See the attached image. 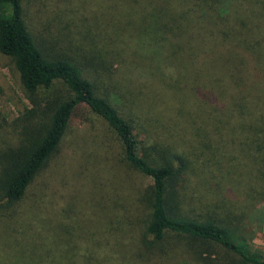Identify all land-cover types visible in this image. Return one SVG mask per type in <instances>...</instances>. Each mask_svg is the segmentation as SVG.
I'll use <instances>...</instances> for the list:
<instances>
[{
  "label": "trees",
  "instance_id": "obj_1",
  "mask_svg": "<svg viewBox=\"0 0 264 264\" xmlns=\"http://www.w3.org/2000/svg\"><path fill=\"white\" fill-rule=\"evenodd\" d=\"M89 1L99 41L120 57L111 63L97 50V65L111 76L102 96L93 72L52 51L46 38L35 41L22 0H0V53L33 104L7 134L0 116V264H264L243 227L264 200V0ZM136 46L156 47L137 57ZM140 80L142 97L157 110L150 121L173 142L139 145L119 105L142 94V86L130 91ZM57 84L61 92L44 95ZM80 104L105 122L122 160L150 182L144 217L129 200L83 215L76 209L62 223L74 230L69 245L52 233L61 221L53 222L42 200L46 184L38 194L31 185ZM180 143L188 150L173 148ZM77 215L86 218L84 231ZM91 215L101 218L95 237Z\"/></svg>",
  "mask_w": 264,
  "mask_h": 264
},
{
  "label": "rangeland",
  "instance_id": "obj_2",
  "mask_svg": "<svg viewBox=\"0 0 264 264\" xmlns=\"http://www.w3.org/2000/svg\"><path fill=\"white\" fill-rule=\"evenodd\" d=\"M22 5L24 20L35 41L40 42L41 38H46L52 45L49 47L52 51H60L61 55L79 63L85 72H93L96 93L101 96L106 94L111 76L109 70H106L107 66L105 68L97 65V50L111 63L115 61L114 58L120 57L115 46L99 41L93 23L94 16L91 17L93 12L97 11L96 4L89 0H22ZM155 47L136 46L139 50L136 55L147 57L149 50ZM92 55L94 57H91ZM122 58L128 57L123 55ZM118 64L117 61L113 63L111 69ZM141 64L146 65L145 62ZM143 65L141 66L144 67ZM168 68L162 67L161 70L168 73ZM145 82L146 80L138 81L130 91ZM61 89L62 85L57 84L48 91L45 90L44 95L49 92L51 95L58 94ZM141 91V95H136L138 99L131 93L125 100V106L119 105L124 116L133 120L139 145L144 148L153 142H173L167 132L158 129V124L150 121V116L153 117L157 110L148 107L147 99L142 97L147 89L142 86ZM42 95L43 91L38 93L37 97L42 98ZM32 105L21 88L12 60L0 53V116L4 119L2 126L6 134L9 128L11 130L14 127L13 122L22 119ZM173 148L188 150L184 143ZM149 182L148 177L130 169L122 160L119 144L105 122L84 104H80L69 118L65 136L56 153L48 160L31 187L38 194L42 183L46 184L42 200L46 199L49 204L52 216L55 217L53 222L61 221V224L56 223L53 226L52 233L55 236L59 233L70 245L68 238L74 230L62 223L71 222L76 209L81 208L83 215L85 211L91 213V209H96L102 202L110 203L114 207L115 204L120 205L118 203H126L129 200V203L136 205L137 216L144 217L147 211L144 192ZM84 219L85 216L82 218L80 215L76 220L83 231ZM90 221L95 228L90 231L95 237L99 230L96 226L101 222L100 215L92 216ZM244 222L243 227L249 231L246 235L249 245L264 252V200L255 202L253 210ZM78 251L81 252L82 249L79 248Z\"/></svg>",
  "mask_w": 264,
  "mask_h": 264
}]
</instances>
